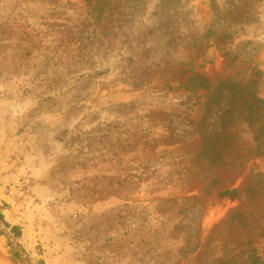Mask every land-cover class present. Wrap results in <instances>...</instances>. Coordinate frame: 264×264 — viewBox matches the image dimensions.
<instances>
[{
	"label": "rangeland",
	"instance_id": "obj_1",
	"mask_svg": "<svg viewBox=\"0 0 264 264\" xmlns=\"http://www.w3.org/2000/svg\"><path fill=\"white\" fill-rule=\"evenodd\" d=\"M0 264H264V0H0Z\"/></svg>",
	"mask_w": 264,
	"mask_h": 264
},
{
	"label": "trees",
	"instance_id": "obj_2",
	"mask_svg": "<svg viewBox=\"0 0 264 264\" xmlns=\"http://www.w3.org/2000/svg\"><path fill=\"white\" fill-rule=\"evenodd\" d=\"M236 194V191L235 190H232V191H225L223 193V195H226V196H229V197H233L234 195ZM12 230L16 231L17 229L12 227L11 228Z\"/></svg>",
	"mask_w": 264,
	"mask_h": 264
}]
</instances>
